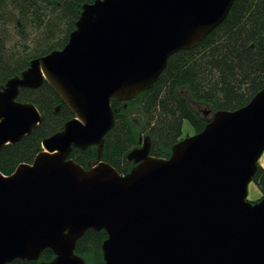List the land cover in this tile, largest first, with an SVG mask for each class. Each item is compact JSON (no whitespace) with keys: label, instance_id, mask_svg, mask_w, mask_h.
I'll return each instance as SVG.
<instances>
[{"label":"water","instance_id":"obj_1","mask_svg":"<svg viewBox=\"0 0 264 264\" xmlns=\"http://www.w3.org/2000/svg\"><path fill=\"white\" fill-rule=\"evenodd\" d=\"M234 1L95 0L62 50L5 84L0 152L41 122L34 105L16 101L20 89L47 83L73 120L30 165L0 173V264L37 261L46 249L55 257L47 264H84L74 249L88 230L107 235L103 264H264V197L247 201L264 152V89L235 112L212 113L167 160L150 156L144 140L125 176L69 158L100 148L114 125L110 102L149 90L169 57L194 49Z\"/></svg>","mask_w":264,"mask_h":264},{"label":"trees","instance_id":"obj_2","mask_svg":"<svg viewBox=\"0 0 264 264\" xmlns=\"http://www.w3.org/2000/svg\"><path fill=\"white\" fill-rule=\"evenodd\" d=\"M95 0H0V90L19 77L33 60L62 50L82 7ZM264 89V0H235L225 20L192 50L169 57L154 85L127 102L112 100L114 125L102 145L84 151L72 149L69 158L84 169L97 162L111 166L119 175L130 173L127 161L143 141L149 155L170 158L172 147L183 139L188 122L193 134L207 124L193 106L211 112H235ZM17 102L32 104L41 122L20 142L0 152V173L10 176L20 165H30L42 151V142L59 133L73 120L47 83L36 90L19 91ZM59 108L55 112L56 108ZM253 178L264 197V166ZM254 201V202H257ZM104 231L88 230L76 242L74 254L85 264H103ZM54 260L44 250L37 261L14 260L8 264H47Z\"/></svg>","mask_w":264,"mask_h":264},{"label":"rangeland","instance_id":"obj_3","mask_svg":"<svg viewBox=\"0 0 264 264\" xmlns=\"http://www.w3.org/2000/svg\"><path fill=\"white\" fill-rule=\"evenodd\" d=\"M193 107H194L193 109H195L197 111L199 116L203 119H206V120H210L212 117V113H214V112H211L209 109L200 108L197 106H193ZM193 135L194 134H193V131H192L189 123L186 121L183 122V125H182V136H183V138L185 139L186 137H192ZM258 162L262 167L264 166V154L261 156V158L259 159ZM259 196H260V193H259V190H258L256 184L253 181H251L247 187V200L249 202H254L259 198Z\"/></svg>","mask_w":264,"mask_h":264},{"label":"flooded vegetation","instance_id":"obj_4","mask_svg":"<svg viewBox=\"0 0 264 264\" xmlns=\"http://www.w3.org/2000/svg\"><path fill=\"white\" fill-rule=\"evenodd\" d=\"M20 90H23V89H20ZM20 90H19V91H20ZM27 90H30V89H27ZM17 97H18V96H17ZM16 101H17V98H16ZM18 103H19V102H18ZM22 104H25V103H22Z\"/></svg>","mask_w":264,"mask_h":264}]
</instances>
